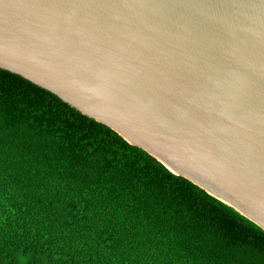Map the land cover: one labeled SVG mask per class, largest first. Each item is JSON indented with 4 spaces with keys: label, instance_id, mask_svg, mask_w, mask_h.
Returning <instances> with one entry per match:
<instances>
[{
    "label": "water",
    "instance_id": "obj_1",
    "mask_svg": "<svg viewBox=\"0 0 264 264\" xmlns=\"http://www.w3.org/2000/svg\"><path fill=\"white\" fill-rule=\"evenodd\" d=\"M0 69L264 231V0H0Z\"/></svg>",
    "mask_w": 264,
    "mask_h": 264
},
{
    "label": "trees",
    "instance_id": "obj_2",
    "mask_svg": "<svg viewBox=\"0 0 264 264\" xmlns=\"http://www.w3.org/2000/svg\"><path fill=\"white\" fill-rule=\"evenodd\" d=\"M0 264H264V231L0 69Z\"/></svg>",
    "mask_w": 264,
    "mask_h": 264
}]
</instances>
